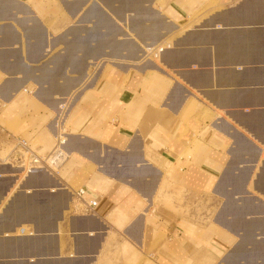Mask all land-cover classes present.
Masks as SVG:
<instances>
[{
	"label": "crops",
	"instance_id": "0c3cea01",
	"mask_svg": "<svg viewBox=\"0 0 264 264\" xmlns=\"http://www.w3.org/2000/svg\"><path fill=\"white\" fill-rule=\"evenodd\" d=\"M0 100V264H264V0H0Z\"/></svg>",
	"mask_w": 264,
	"mask_h": 264
},
{
	"label": "built area",
	"instance_id": "2783aa9c",
	"mask_svg": "<svg viewBox=\"0 0 264 264\" xmlns=\"http://www.w3.org/2000/svg\"><path fill=\"white\" fill-rule=\"evenodd\" d=\"M2 103L0 100V112L2 109ZM65 131L63 128H60L56 131L55 134V144L54 149L48 155H42L33 148H29L26 140L22 138L17 139V154L14 156L15 161L17 162L16 168L26 169L27 173L32 172V170H47L48 168H53V166L60 165L66 158L67 154L64 151V141H65ZM84 192V189L80 188L77 190L74 195L80 197ZM87 205L89 207H95L96 199L88 201Z\"/></svg>",
	"mask_w": 264,
	"mask_h": 264
},
{
	"label": "rangeland",
	"instance_id": "374dc122",
	"mask_svg": "<svg viewBox=\"0 0 264 264\" xmlns=\"http://www.w3.org/2000/svg\"><path fill=\"white\" fill-rule=\"evenodd\" d=\"M210 5H214V3H211ZM196 16L193 15L190 20H193V18H195ZM216 17V16H214ZM155 25V22L152 23V24H142V25H139V32L137 31V33L133 32V34H136V38L139 39V37H143L144 39H150V35L152 33L151 31V27ZM153 29V28H152ZM154 30V29H153ZM156 33L153 34V36L155 35ZM138 36V37H137ZM172 44H171V41L170 40H165L163 42H160V43H154L151 44V42H149V44H142V51H141V56L142 57H145V59H149V60H155L158 62V60L161 59V56L162 54L164 53V50L165 48H168L170 47ZM159 63V62H158ZM2 103V102H1ZM3 106V105H2ZM63 163V162H62ZM59 166V165H58ZM58 166H53V168H57ZM33 173V172H32ZM180 191L177 190V194H176V197L179 198L180 196ZM75 197V196H73ZM77 198V197H75ZM167 198V197H166ZM165 202H167L168 199H163ZM181 200V199H179ZM73 205H75L76 207L80 206L79 203H78V200L77 199H73ZM31 208V212L30 211H24V210H18V215L19 216H26L27 214H31L32 215H37V216H41L42 215V209H39V207L37 208L36 206H33V207H30ZM17 233L18 234H21V233H27V234H33L34 231L32 229H28V227H26V225H21L19 226L17 229H16ZM33 232V233H32ZM104 260L100 263V264H134V263H131L130 261H124V258H122V256H120V254L116 253V255H110V256H105L103 258ZM60 263H63L60 261ZM99 264V263H98Z\"/></svg>",
	"mask_w": 264,
	"mask_h": 264
},
{
	"label": "bare ground",
	"instance_id": "6f19581e",
	"mask_svg": "<svg viewBox=\"0 0 264 264\" xmlns=\"http://www.w3.org/2000/svg\"><path fill=\"white\" fill-rule=\"evenodd\" d=\"M24 19H25V18H24ZM38 170H39V169H37V170H32V172H35V171H38ZM43 170H44V169H43ZM43 170H42V171H43ZM44 171H45V170H44ZM32 172H30V174H32ZM73 196L77 197V196L74 195V194H73ZM90 200H93V199H90ZM90 200H89V201H90ZM234 211H235V210H234ZM55 257H56V256H55Z\"/></svg>",
	"mask_w": 264,
	"mask_h": 264
},
{
	"label": "water",
	"instance_id": "95a60500",
	"mask_svg": "<svg viewBox=\"0 0 264 264\" xmlns=\"http://www.w3.org/2000/svg\"><path fill=\"white\" fill-rule=\"evenodd\" d=\"M56 256H58V255H56ZM56 258H58V257H56Z\"/></svg>",
	"mask_w": 264,
	"mask_h": 264
}]
</instances>
